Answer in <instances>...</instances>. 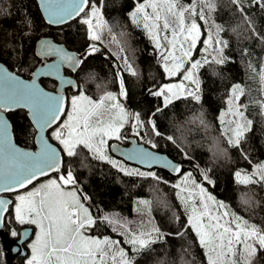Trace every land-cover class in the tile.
<instances>
[{"label": "snow or ice", "instance_id": "obj_1", "mask_svg": "<svg viewBox=\"0 0 264 264\" xmlns=\"http://www.w3.org/2000/svg\"><path fill=\"white\" fill-rule=\"evenodd\" d=\"M41 2L48 23L64 24L83 13L81 23L87 26L89 39L101 40L100 33L107 27L101 11L102 0L100 6H97L94 0H41ZM231 2L243 15V0ZM252 3H260V0H252ZM260 6L264 7V3H260ZM206 9L207 12L215 11L214 0H191L187 5L182 4L181 0H143V3H138L135 10L129 14L135 24L142 25L146 30L154 46L161 50L167 76H180L178 82L164 84L155 91L150 90L151 95L163 99L165 106L181 97L190 96L199 101L200 69L205 65L225 62L223 51L227 41L220 38V33L224 29L214 20H211V27L202 41L200 58L194 57L197 45L201 43V36L204 35L198 21L205 25H209L210 21ZM244 19L251 27L250 19L246 15ZM212 28L215 32L211 30ZM114 42L119 43L115 38ZM41 46L44 49L43 55L57 57L47 66V72L44 74L56 76L62 86L65 84L75 86L74 81L61 76L62 65H67L75 71L88 55L99 51L95 43L89 44L82 56L48 40L41 41ZM120 51L124 52V48L121 47ZM124 63L126 69L132 75H136L128 63L127 56L124 57ZM42 72L44 70L33 75L37 76ZM261 76L264 79V70ZM244 95L243 86L234 84L227 100V113L231 114L233 119L226 122L223 134L232 147L241 144L253 123L245 115L248 105L239 103ZM126 96L127 92L121 78L119 94L105 91L93 98L81 90L78 95L70 98L66 110L65 97L62 93L53 95L45 92L39 88L35 79L26 82L0 66V111L14 107L27 108L40 131V150L24 151L12 143L8 132L9 124L0 115V193L24 189L40 177L48 176L50 172L58 173L55 178H49L38 187L16 196L17 219L22 223L27 219L28 222L39 225L40 229L36 241L30 246L33 249V256L28 264H134V257H129L119 240L87 234V230L97 222V218L86 206L90 197L82 193L71 167L60 173L61 151L68 157H75L79 155L78 149L83 148L94 159L108 161L128 175L148 176L157 181L161 180L155 172L129 170L107 154L110 140L119 141L127 138L122 136V129L130 121H134L131 124L134 134L143 140L140 133L145 127V121L141 119L140 113L128 111L120 102L119 97ZM260 103L264 108V101ZM161 110L157 108V111ZM62 115L66 118L61 121ZM224 115L225 113L221 115L222 123H225ZM53 125L56 127L51 136L62 145V149L59 150L43 135L45 129L52 128ZM148 127L152 135H161L154 120L148 121ZM167 139L175 143L172 136H168ZM148 143L153 149L157 148V144L152 141ZM128 158L139 159L141 164H161L179 175V180L171 186L177 189L176 197L184 208L187 226L195 232L200 246L206 250L207 264H254L258 253L264 251V227L230 211V205L217 200L203 183L207 181L208 184H214V181L203 169H199V165L197 169L202 175L201 182H197L192 172L183 171L181 164L143 147H138ZM255 168L256 172L253 174H243V170H238L235 173L237 182L243 185L258 182L252 179L253 175L258 176L259 181H264V163L255 165ZM245 195L241 194V201L248 203L249 201L244 199ZM10 203V200L0 198V212ZM140 203L151 205L149 200ZM100 219L112 224L113 231L120 226L119 220L108 215ZM153 233L156 234V238L163 236L158 227H153L149 232L125 231L121 234L128 237L125 243L131 244L133 251H139L154 242Z\"/></svg>", "mask_w": 264, "mask_h": 264}, {"label": "trees", "instance_id": "obj_2", "mask_svg": "<svg viewBox=\"0 0 264 264\" xmlns=\"http://www.w3.org/2000/svg\"><path fill=\"white\" fill-rule=\"evenodd\" d=\"M214 1V17L223 26L221 34L227 41L225 62L200 69L199 101L190 96L181 97L167 106L161 97L151 95L150 90L154 91L174 77L167 76L158 50L146 30L135 24L129 15L143 0H102L101 11L136 72L132 75L130 71L122 70L127 92L122 100L133 112L140 113L145 121L144 135L157 144L156 150L180 162L183 170L192 168L200 181L199 169H203L214 181V184L203 181L212 193L240 216L264 227V181L255 178L253 180L258 182L243 185L235 177L238 170L248 174L255 165L264 163V108L260 103L264 101V79L261 76L264 70V7L260 6L264 0L260 3L243 0V15L231 0ZM94 2L101 5V0ZM190 2L181 0L185 5ZM245 15L250 19L251 27L245 22ZM81 16L63 25H52L45 21L37 0H0V61L22 76L31 77L41 62L36 54V41L40 37L51 36L80 56L84 55L89 44L95 43L99 51L88 55L77 70L64 68V72L75 77L77 91L83 90L93 98L105 91H118L119 63L103 42L89 39ZM41 81L50 89H54L57 83L50 78ZM236 82L243 85L245 95L240 98V103L248 105L245 115L253 123L241 144L232 147L223 134L220 113L227 106L230 90ZM157 108L162 110L157 111ZM7 115L12 121L16 141L35 148L36 128L27 111L20 108L7 111ZM150 119L155 121L160 136L152 135L148 127ZM132 135L151 147L148 141ZM168 136H172L175 143L169 141ZM114 141L110 140V146ZM78 152L75 157L63 153L61 171L66 172L71 167L79 186L90 197L87 204L97 218L96 224L90 228L91 233L122 239L121 228L113 231V225L100 217L133 216L137 198L148 197L154 227H158L163 236L156 238L153 233L154 242L139 251H133L127 245V253L134 257V264H207L205 249L200 246L195 232L187 226L184 208L176 197L177 189L171 186L176 183L178 175L158 167L148 172H155L161 177L160 181L148 176L128 175L108 161L94 159L86 149L79 148ZM241 194H246L244 199L248 203L241 201ZM13 198L15 201V196ZM23 225L34 226L15 219L11 206L5 229L11 237H17ZM263 261L264 251L258 253L254 264ZM0 264H9L1 239ZM16 264L28 263L24 257H19Z\"/></svg>", "mask_w": 264, "mask_h": 264}, {"label": "water", "instance_id": "obj_3", "mask_svg": "<svg viewBox=\"0 0 264 264\" xmlns=\"http://www.w3.org/2000/svg\"><path fill=\"white\" fill-rule=\"evenodd\" d=\"M37 2L39 4L40 10H41V12L43 14V17H44L45 21L48 23L47 14L44 11V7L42 5L41 0H37ZM70 21H68V22H70ZM68 22H66V23H68ZM66 23H64V24H66ZM52 25H63V24H52ZM44 40L51 41L52 43H55V44L63 45L68 51L74 52L78 56H80L75 50L67 47L64 43L59 42V41L55 40L53 37L46 35V36L40 37L36 41V54L38 55L39 58L43 59V62L39 63L36 66V68L34 69L33 73H37V72H40L41 70H44V72H42L40 75L34 76L33 73H32L31 77H24L21 74H19L17 71L10 69L5 63H3L1 61H0V66H3V68L6 69L8 72L14 73L15 75L19 76L22 80H24L26 82H31L33 79H35L37 85L39 86V88L43 89L45 92H49V93H51L53 95H57V94H61L62 93L63 96L65 97V102H66V106H67L68 95H67V92L65 90L68 89V88H71L72 92H76L78 90V82L76 81L74 76H72L71 74H66L64 72V68H68V69L73 71V69L68 67L67 65H62L61 66L60 74L65 79H70V80L74 81L75 86L67 85V84L62 86L60 80L56 76L44 74L45 72H47V66L52 64L57 59V57H55V56L43 55L42 54L44 49L41 46V41H44ZM43 78H50V79L55 80L57 82L56 87L54 89H50V88L45 87L43 85L42 81H41V79H43ZM20 108L25 109L27 111V114H28L29 118L31 119L30 114H29V109H27V108L14 107V108H12L10 110H16V109H20ZM10 110L9 109L2 110V111H0V115H2L4 117V119L9 124L8 132H9L11 138H12V143L16 147H18V148H20V149H22L24 151H30V152L39 151L40 150V140H39L40 131L36 127V125L33 122V120L31 119L34 127L36 128L35 148H28V147H25V146L19 144L16 141V139H15L13 124H12V121L10 120L9 116L7 115V111H10ZM62 117H63V115L61 116V118ZM49 130H50V128L45 129V131L43 133L45 139H47L48 142L51 143L54 147H56L58 150L61 149V147L49 137V134H48ZM127 132H129V131H127ZM127 132L124 134V136H126ZM127 138L129 140V143H121L119 141H114L111 144L110 149H111L113 154H115L118 157L124 158L127 162L132 163V164H136V165H138V166H140L142 168L152 169V168L158 167V168H163V169L169 171L173 175H178L177 173H174L170 168H166V167H164L161 164H151V165L141 164L139 159H129L128 156H129L130 153L135 151L138 147H143V148H145V149H147L149 151L157 153L158 155L167 157L169 160L173 161L174 163L181 164L180 162H177L174 159H172L168 154H166L164 152H161V151H158L156 149H153L152 147L148 146L147 144L137 140V138L134 135H129ZM113 145H115L116 147H112ZM61 157H62V162H63V152L62 151H61ZM61 166H62V163H61ZM181 166H182V164H181ZM61 169H62V167H61ZM61 169H60V171H61ZM182 169H183V167H182ZM52 174H56V172H50L48 174V176L52 175ZM41 178H43V177H40L39 179H41ZM35 182L36 181H34L33 184ZM31 185H28L26 188L30 187ZM21 190H23V189H17L16 191L11 192V193H0V198H3L5 200H10L11 201V203L6 206L5 210L0 212V239H1L2 243H3L4 254H5V257H6V259H7L9 264H16V259L17 258L25 257L28 254V249L26 247V243L32 237V235L34 233V230H35L34 226H32V225H23L20 228V230H19L18 236L17 237H11L9 235V233L7 232V230L5 229V220H6L7 216H8L10 208H11L13 202H14L13 196H14L15 193H17L18 191H21ZM262 264H264V261H263Z\"/></svg>", "mask_w": 264, "mask_h": 264}, {"label": "rangeland", "instance_id": "obj_4", "mask_svg": "<svg viewBox=\"0 0 264 264\" xmlns=\"http://www.w3.org/2000/svg\"><path fill=\"white\" fill-rule=\"evenodd\" d=\"M215 2V1H214ZM187 5V4H186ZM136 8V7H135ZM134 8V10H135ZM88 9H86L87 11ZM133 10V11H134ZM132 11V12H133ZM148 11H151V9H148ZM206 13L207 15L209 16L210 18V21H209V25H205L202 21H198V23L201 24V29H202V32H204V35L201 36V43H198L197 45V50L196 52L194 53V57L195 58H200V55H201V49L203 48V44H202V41L206 38V35H207V30L208 28L211 27V20H214L217 24H219V22L215 19L214 17V11L212 12H207V9H206ZM110 29V31H109ZM213 32H215V29L212 28L211 29ZM101 35V42H103L107 48L114 54V56L116 57L118 63H119V67H120V71H119V81L120 79L122 78L123 79V82H124V78H123V74H122V70H126V65L124 63V57H125V54L124 52H121L120 49H121V45L120 43H116L114 42V38H115V41H118L115 33L111 30V28L109 27V25L107 24V27L105 29H103L100 33ZM220 38L222 40H225V38L223 37V35L220 33ZM225 48V47H224ZM158 50V54L160 55L161 57V60H162V64H163V59H162V56H161V50L160 49H157ZM223 56L226 57V54L225 52L223 51ZM209 58H211V56H209ZM129 63V62H128ZM180 80V76H175L172 80H169L165 83H163L162 85L164 84H168V83H175V82H178ZM235 84H240L242 85L240 82H236ZM161 85V86H162ZM243 86V85H242ZM189 87H191V85H189ZM124 88H125V82H124ZM158 89V88H157ZM155 89V90H157ZM126 90V89H125ZM154 90V91H155ZM81 90L79 91H76V92H72L69 94L68 96V101L70 100V98L74 95H78L80 93ZM111 92H114V93H117L119 94L120 92V89L118 91H111ZM85 93V92H84ZM86 94V93H85ZM87 95V94H86ZM89 96V95H88ZM123 97H119L120 99V102L124 105V107L130 111V112H133L131 109H129L123 102L122 100ZM240 103V101H239ZM227 109H228V104L225 108L222 109L221 113H220V121H221V115L222 113H225L223 119H224V122L225 123H222V126H223V129L225 127V124L227 121L233 119V117L231 116V114L227 113ZM66 110H67V106H66ZM66 117L63 116L61 118V121L63 119H65ZM250 120V119H249ZM134 121H130L129 124L125 125V128L122 129V136H124V134L127 132V131H131L132 133H134L132 131V127H131V124L133 123ZM60 123V121L58 122V124ZM56 127V125H54L52 128H50L48 134H49V137L52 138L51 136V132L53 131V129ZM141 136L143 137V139L145 141H150L145 135H144V132H143V129H141ZM230 134V133H229ZM54 142H56L62 149V145L59 144L58 141L54 140V138H52ZM107 154L109 155V157L111 159H114V160H117L119 161L124 167H126L127 169L131 170V169H138L139 171L141 172H148L150 171V169H147V168H142L136 164H132V163H129L127 162L124 158H121V157H118L116 156L115 154L112 153L111 149H110V141H109V147L107 149ZM185 172H192L193 176L196 178L197 182H201L199 179H198V175L197 173L192 169V168H188V169H185L183 170ZM65 171H60V173H64ZM254 172H256V168L253 169V171H251L250 173L248 174H253ZM58 175L57 174H52V175H49V176H46V177H43L39 180H37L34 184H32L30 187L28 188H25L21 191H18L17 193H15V201L13 202L12 204V209H13V215L15 217V219H17V213H16V210H15V206L16 204L18 203V201L16 200V196L23 193V192H26V191H30L32 190L34 187H38L40 183H43L45 182L47 179L49 178H55L56 176ZM259 179L258 176L256 175H253L252 176V179ZM179 180V175H178V178H177V181ZM176 181V182H177ZM204 183V182H203ZM204 186L207 188V190L212 194L214 195L217 200H220V201H224L223 199H220L218 198L214 193H212L210 191V189L208 188V186L206 185V183H204ZM68 187V186H66ZM80 187V186H79ZM80 189L82 190V193L83 194H86L85 191H83V189L80 187ZM81 199H83V197H81ZM144 200H149L148 197H139L137 198L136 202H135V206H134V215L133 216H128V217H124V218H115V217H110V218H115L117 220L120 221V226H117V227H120L121 228V233L122 232H125V231H129V232H135V233H139L141 231H144V232H149L152 230V228L154 227V218H153V215H152V211H151V205H144L142 203H140V201H144ZM225 202V201H224ZM226 203V202H225ZM227 204V203H226ZM86 206L89 207V205L86 203ZM90 208V207H89ZM230 211H233L231 208H230ZM234 212V211H233ZM236 213V212H235ZM237 214V213H236ZM239 215V214H238ZM18 220V219H17ZM19 222H21L20 220H18ZM22 223V222H21ZM23 223H30L28 222V220L26 219L25 222ZM34 227H35V230H34V233L32 235V237L27 241L26 245L27 247L29 248V252L28 254L24 257L25 261L28 263V261L30 259H32V256H33V249L32 247H30L35 241H36V237L37 235L39 234L40 232V229H39V225L37 224H33ZM87 234L89 235H93V236H98V237H110L112 238L110 235H107V234H101V233H91L90 232V229L87 230ZM113 239V238H112ZM128 239L127 236H124L123 235V238L122 239H113V240H119L121 242V246L125 248V250L128 252L129 248L127 245H130L131 248H133V246L131 244H127L125 243V241ZM206 251V250H205Z\"/></svg>", "mask_w": 264, "mask_h": 264}, {"label": "flooded vegetation", "instance_id": "obj_5", "mask_svg": "<svg viewBox=\"0 0 264 264\" xmlns=\"http://www.w3.org/2000/svg\"><path fill=\"white\" fill-rule=\"evenodd\" d=\"M50 59V58H49ZM43 62V59H41V62L40 63H42ZM57 84V83H56ZM56 87V86H55ZM69 89H71V88H68V89H66L65 91L67 92V95L69 96V94H68V92H69ZM129 135H132V133H131V131L129 130V132H127V134H126V137H128ZM116 141H118V140H116ZM119 142H121V143H129V140H128V138H126V139H121V140H119Z\"/></svg>", "mask_w": 264, "mask_h": 264}, {"label": "bare ground", "instance_id": "obj_6", "mask_svg": "<svg viewBox=\"0 0 264 264\" xmlns=\"http://www.w3.org/2000/svg\"><path fill=\"white\" fill-rule=\"evenodd\" d=\"M119 73V72H118ZM72 91V90H71ZM259 180V179H258ZM117 211V210H116ZM112 216H113V214H111ZM118 215V214H117ZM116 215V216H117ZM110 216V215H109ZM119 216H120V214H119ZM115 217V216H114ZM118 217V216H117ZM124 217V216H123ZM127 217V216H126ZM114 227V226H113ZM117 229H118V227H117ZM10 234V233H9Z\"/></svg>", "mask_w": 264, "mask_h": 264}]
</instances>
